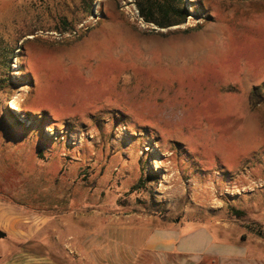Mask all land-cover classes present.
<instances>
[{
  "label": "rangeland",
  "instance_id": "374dc122",
  "mask_svg": "<svg viewBox=\"0 0 264 264\" xmlns=\"http://www.w3.org/2000/svg\"><path fill=\"white\" fill-rule=\"evenodd\" d=\"M183 2L160 29L134 0H0V264H264V0ZM145 226L234 252L146 253Z\"/></svg>",
  "mask_w": 264,
  "mask_h": 264
},
{
  "label": "crops",
  "instance_id": "0c3cea01",
  "mask_svg": "<svg viewBox=\"0 0 264 264\" xmlns=\"http://www.w3.org/2000/svg\"><path fill=\"white\" fill-rule=\"evenodd\" d=\"M143 227L141 231L144 234L143 239L140 240V243L135 249H142L146 253L151 252H165V253H175L177 256H191L194 258H203V257H219L220 260H226L232 258L234 248L232 246L219 245L216 244L211 236L205 233H182L174 228L169 227H159L153 228L150 226L149 229ZM133 229H127L124 233V237L132 239L134 236H131ZM96 251V264H105L104 263V249L103 246L97 244ZM215 247L217 252H209L207 248L204 247ZM121 248V247H119ZM130 250V249H129ZM128 250V251H129ZM131 251V250H130ZM27 255V254H23ZM30 255H27V258ZM27 264H36L31 263Z\"/></svg>",
  "mask_w": 264,
  "mask_h": 264
},
{
  "label": "trees",
  "instance_id": "16d2710c",
  "mask_svg": "<svg viewBox=\"0 0 264 264\" xmlns=\"http://www.w3.org/2000/svg\"><path fill=\"white\" fill-rule=\"evenodd\" d=\"M97 0H81V6L88 15H93V7ZM138 8L140 17L147 24L154 25L160 29H169L172 27H178L184 25L189 16V11L185 8L183 0H134ZM58 21L62 22L65 26L62 28H53L54 31L59 33L74 32L76 24L72 25V28H66L69 26L67 15H58ZM33 33V32H28ZM30 35V34H28ZM32 35V34H31ZM264 89L263 86L256 87L254 92L258 94L260 90ZM15 114V112L8 110ZM30 115V113H29ZM55 130L57 129L56 126Z\"/></svg>",
  "mask_w": 264,
  "mask_h": 264
},
{
  "label": "bare ground",
  "instance_id": "6f19581e",
  "mask_svg": "<svg viewBox=\"0 0 264 264\" xmlns=\"http://www.w3.org/2000/svg\"><path fill=\"white\" fill-rule=\"evenodd\" d=\"M176 28H177V27H172L171 29H176ZM10 107H11L12 110L19 111V108H18L16 102H14V101H12V102L10 103Z\"/></svg>",
  "mask_w": 264,
  "mask_h": 264
},
{
  "label": "water",
  "instance_id": "95a60500",
  "mask_svg": "<svg viewBox=\"0 0 264 264\" xmlns=\"http://www.w3.org/2000/svg\"><path fill=\"white\" fill-rule=\"evenodd\" d=\"M7 237V234L0 230V240H3Z\"/></svg>",
  "mask_w": 264,
  "mask_h": 264
}]
</instances>
